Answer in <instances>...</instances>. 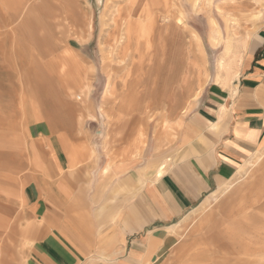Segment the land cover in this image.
I'll list each match as a JSON object with an SVG mask.
<instances>
[{
	"label": "rangeland",
	"instance_id": "obj_1",
	"mask_svg": "<svg viewBox=\"0 0 264 264\" xmlns=\"http://www.w3.org/2000/svg\"><path fill=\"white\" fill-rule=\"evenodd\" d=\"M37 2L0 0V264L16 221L22 247L30 243L36 217L23 192L29 199L38 194L43 208L72 228L79 264H264V144L233 165L196 208L171 222H148L152 191L161 197L156 169L173 173L188 149L207 142L190 129L219 105H208V114L206 93L216 95L215 103L228 94L234 100L242 64L264 60V0H166L161 13L171 21L159 23L150 47L132 62L110 49L126 0H76L83 29L69 20L50 28ZM51 5L61 20L66 13L58 2ZM222 56L236 59L226 79ZM66 58L80 65L61 64ZM246 161L254 166L239 172ZM127 219L134 228L124 236ZM108 237L125 249L106 255L111 243H99Z\"/></svg>",
	"mask_w": 264,
	"mask_h": 264
},
{
	"label": "crops",
	"instance_id": "obj_2",
	"mask_svg": "<svg viewBox=\"0 0 264 264\" xmlns=\"http://www.w3.org/2000/svg\"><path fill=\"white\" fill-rule=\"evenodd\" d=\"M249 63L247 60V64H242L245 69L244 75L240 77L242 84L240 80L238 97L231 99L232 103L230 99H226L229 94L227 97H220L222 102L215 103L219 101L214 99L216 95L213 92L206 93L205 99L209 104L205 105L204 110L208 114V105L219 104L221 107L214 106L211 117L204 118L205 122H200V125L192 126L190 123V129L197 132L204 142L206 138L207 142L193 146L191 151L188 149L189 156L181 162L182 167L176 168L173 173L167 172L157 177L155 187L161 197L152 191V216L148 222H171L185 211L196 208L203 195L212 191L218 182L230 174L233 165L242 162L249 154L263 146L264 60H258L256 64ZM183 164L186 165L185 168ZM214 167H218V171L212 174ZM35 192L39 193L38 189ZM23 193L21 197H24L27 203L33 204L32 217H36V221L30 226V243L28 247H22V223L16 221L13 238H6V260L2 261V264H79V250L71 243L76 240V235L73 234L72 239L69 236V232L72 234V228L67 229L68 225L61 223L56 218L58 216L44 209L38 194H31L29 199V196L27 195V198ZM123 224V235L126 236L125 234H129L126 231H132L134 228V222L127 219ZM90 225L92 224H88ZM19 228L20 231L17 230ZM89 229L93 231L91 227ZM90 234L91 232H85L84 238L92 242ZM66 240L70 241L66 243ZM80 240L79 235L76 242ZM108 242L111 247L106 255L114 256L125 249L122 244L115 246L111 237L102 239L99 244H109Z\"/></svg>",
	"mask_w": 264,
	"mask_h": 264
},
{
	"label": "bare ground",
	"instance_id": "obj_3",
	"mask_svg": "<svg viewBox=\"0 0 264 264\" xmlns=\"http://www.w3.org/2000/svg\"><path fill=\"white\" fill-rule=\"evenodd\" d=\"M9 1V0H8ZM11 1V0H10ZM20 1V0H19ZM22 1V0H21ZM56 2H58L59 5H57L59 8H61L63 10V13H66L64 14V16H61V20L60 19H55L53 17V9H52V5H51V0H38L37 4L35 5L36 7V11H37V15L41 16V15H44L45 19H48L49 21L46 23L47 26H49L50 28L52 27V25H54V27L56 26H62L64 25L65 21L69 20V24L71 26H76V27H80L82 25L81 23V19L82 18V11L80 10L79 8V5L78 3L76 2V0H54ZM164 3H163V2ZM127 2V7H126V15L124 16V20L122 22L123 24V27L121 29V33L119 35H116L117 33L115 32V37L113 38V42L112 44L110 45V49H111V52H113V54L118 57V58H121L122 61H124V59L127 57L131 62L135 59L134 58V54L138 53V57H140V54L142 52V50H146L148 48V46L150 47V45L152 44V40H150L151 36H154L156 33H158V30H160V22H166L168 23L169 21H171V18L169 15L167 14H164V13H161V8H163V4L166 3V0H126ZM162 2V3H161ZM168 2V1H167ZM62 5V6H61ZM26 7V6H25ZM81 7V6H80ZM113 7V6H112ZM29 8V7H27ZM116 8V7H115ZM33 9V8H32ZM31 9V12H33V10ZM167 10V8H165ZM21 11V10H20ZM24 11V10H23ZM59 12V11H58ZM18 14V13H17ZM115 14V13H114ZM26 15V14H24ZM31 15V14H30ZM84 15V14H83ZM59 16V15H57ZM21 17V16H20ZM19 17V18H20ZM28 17V16H27ZM39 18V17H38ZM18 19V18H17ZM22 19V18H21ZM50 19L54 20L53 21H50ZM116 19V18H115ZM23 20V19H22ZM65 20V21H64ZM113 21V20H112ZM176 21L177 23H182V19L180 17H176ZM9 22V21H8ZM38 23V22H37ZM39 24V23H38ZM42 26V25H41ZM46 26V27H47ZM68 26V24H67ZM115 26V25H114ZM39 27V25H38ZM53 27V28H54ZM58 28V27H57ZM83 29V27H80ZM76 29V28H75ZM74 29V30H75ZM113 29V27H112ZM50 30V29H49ZM119 30V29H118ZM52 31V29H51ZM112 31L114 30H111V33ZM116 31V30H115ZM155 32V33H154ZM233 32V31H232ZM110 33V35H111ZM235 33V32H234ZM109 36V34H108ZM113 36V34L111 35ZM45 38L44 36L39 38L38 40V43H42L45 41ZM110 39V38H109ZM108 39V40H109ZM47 42V41H46ZM109 42V41H108ZM188 43V41H187ZM150 49V48H149ZM229 49V48H228ZM232 50V49H231ZM148 51V50H147ZM229 51V50H228ZM145 52V51H144ZM107 54V53H106ZM143 54V53H142ZM227 54V53H226ZM225 54V55H226ZM223 55V54H222ZM228 55V54H227ZM56 57V56H55ZM144 57V56H143ZM42 60V58H40ZM39 59V60H40ZM68 58L64 59L65 62H62L61 64H79L76 62V60L74 58H69V62H66L68 61L67 60ZM133 59V60H132ZM143 59V58H142ZM59 62L61 61L60 59H58ZM136 60V59H135ZM134 60V61H135ZM55 62L53 63H56V60L54 59ZM79 61V60H78ZM137 61V60H136ZM143 61V60H142ZM235 57H224L222 56L220 59H219V62H218V66H219V69L221 70L222 72V76L221 78L223 79H226L228 78V76L230 75V72L235 64ZM40 63V62H39ZM82 63V62H81ZM136 63V62H135ZM60 64V63H59ZM80 65V64H79ZM78 65V66H79ZM67 67V65H66ZM70 67V66H69ZM77 67V66H76ZM80 68L82 66H79ZM73 68L74 65H73ZM75 70V69H74ZM79 70V69H78ZM64 71V70H63ZM72 72V71H71ZM77 72V70H76ZM80 72V71H78ZM65 73V71H64ZM75 73V72H73ZM60 74V73H59ZM78 74V73H77ZM63 75V74H62ZM66 75V74H65ZM76 75V74H75ZM79 77V75H78ZM62 78L65 79V77L63 76ZM69 78V77H67ZM232 78V77H231ZM72 79V78H71ZM75 79V77H74ZM77 79V78H76ZM67 80V79H66ZM75 81V80H74ZM192 81V80H190ZM189 81V82H190ZM79 82V81H78ZM77 82V83H78ZM188 82V83H189ZM63 83V82H62ZM191 83V82H190ZM63 89H64V86H62ZM62 89V90H63ZM66 89V88H65ZM192 89V88H191ZM67 90V89H66ZM61 91V90H60ZM65 91V90H64ZM68 91V90H67ZM69 93H72V89L70 88L69 89ZM127 93V92H126ZM193 96V95H192ZM138 105V104H137ZM171 105V103H170ZM192 105V104H191ZM1 106V105H0ZM139 106V105H138ZM1 111V110H0ZM136 111V110H135ZM164 114V113H163ZM163 116V115H162ZM183 116V115H181ZM183 122V121H182ZM166 125V124H165ZM175 125H178V124H175ZM182 125V124H181ZM212 125V124H211ZM165 127V126H164ZM212 127V126H211ZM190 130V129H189ZM192 130V129H191ZM174 132V131H173ZM200 132V131H199ZM174 135V134H173ZM169 136V135H168ZM167 136V137H168ZM166 137V138H167ZM170 137V136H169ZM171 138V137H170ZM174 138V137H173ZM169 139V138H168ZM194 141V140H192ZM138 142V141H137ZM191 142V141H190ZM134 143V142H133ZM200 143V142H199ZM4 145H6V143H3ZM143 144V143H142ZM201 144V143H200ZM206 144V143H205ZM133 145V144H132ZM141 145V144H140ZM203 145V144H202ZM3 146V145H2ZM1 146V147H2ZM14 148H16V144L13 145ZM207 146V145H206ZM10 148L11 146L8 145L6 146L5 148ZM203 147V146H202ZM13 148V149H14ZM207 148V147H206ZM2 149V148H1ZM17 149V148H16ZM9 151V150H8ZM11 151V150H10ZM16 151V150H15ZM93 151V150H92ZM1 152V151H0ZM18 152V151H17ZM140 152V151H139ZM2 153V152H1ZM0 153V154H1ZM6 153V152H5ZM4 151H3V154H5ZM9 154V152H7ZM6 153V155H7ZM91 154V153H90ZM89 155V154H88ZM86 155L85 156V159H87L86 157L88 156ZM183 156V155H182ZM181 158V157H180ZM179 158V159H180ZM90 160V159H89ZM168 160V159H167ZM164 161V160H163ZM91 162V161H90ZM89 163V162H88ZM249 163V161H246L244 164H242V166L238 169V171L241 173L245 170L248 171V167H252L254 166V164L252 165H247ZM109 166V165H108ZM108 168V167H107ZM147 169V168H146ZM71 170V169H70ZM107 170V169H105ZM104 170V171H105ZM157 171L155 172V175L156 177H159L162 175L163 170H162V167H159L158 169H156ZM116 173V172H115ZM248 173V172H247ZM239 174V173H238ZM164 176V175H163ZM239 176V175H238ZM87 177V176H86ZM139 178V177H138ZM184 178V177H183ZM241 178V177H240ZM65 179V178H64ZM90 180V179H89ZM239 180V179H238ZM240 181V180H239ZM122 182V181H121ZM153 182V181H152ZM151 182V183H152ZM156 182V181H155ZM237 182V181H236ZM76 183V182H75ZM179 183V182H178ZM145 184V182H144ZM234 182L230 183L228 187H223L221 188L220 191H222V193H225V191L231 187V185H233ZM236 184V183H235ZM151 186V185H150ZM141 188V187H139ZM143 189V188H141ZM138 190V189H136ZM237 190V189H236ZM235 193V192H234ZM232 194V193H231ZM81 196V195H80ZM222 201V200H221ZM220 201V202H221ZM142 203V202H141ZM12 204V202H11ZM223 204V203H222ZM14 205V204H13ZM224 205V204H223ZM102 206V205H101ZM223 207V206H222ZM228 207V206H227ZM231 207V206H230ZM232 209V207H231ZM227 210L228 213L232 210ZM134 210V209H132ZM29 211V210H28ZM234 211V210H233ZM28 213V212H27ZM142 213V212H141ZM149 213V212H148ZM191 213H193L191 211ZM232 213V212H231ZM128 214V213H127ZM137 214V213H136ZM233 214V213H232ZM231 214V215H232ZM121 216V215H120ZM207 216V215H206ZM210 216V215H209ZM114 217V216H113ZM112 217V218H113ZM139 217V216H138ZM190 217V214H188L185 218H189ZM205 217V216H204ZM203 217V218H204ZM211 217V216H210ZM209 217V218H210ZM14 218V217H13ZM111 218V219H112ZM144 218V217H143ZM115 219V218H114ZM131 219H133L131 217ZM145 219V218H144ZM206 219V218H205ZM204 219V220H205ZM208 219V218H207ZM206 219V220H207ZM146 220V219H145ZM205 220V221H206ZM109 221V220H108ZM124 221V220H123ZM142 221V220H141ZM185 221V220H184ZM208 221V220H207ZM238 221V220H237ZM82 222V221H81ZM33 223V222H32ZM72 223V222H71ZM108 223V222H107ZM124 223V222H122ZM131 223V222H130ZM142 223V222H141ZM184 223V222H183ZM204 223V222H203ZM96 224V223H95ZM106 224V223H105ZM143 224V223H142ZM126 225V224H125ZM218 225V224H217ZM65 226V225H64ZM102 226V225H101ZM199 226V225H198ZM77 227V226H76ZM79 227V226H78ZM111 227V226H110ZM221 227V225H220ZM219 227V228H220ZM67 229H68V226H67ZM78 229V228H77ZM171 229V227H170ZM61 230V229H60ZM59 230V231H60ZM193 230V229H192ZM191 230V231H192ZM63 231V230H62ZM100 232V231H99ZM123 232V231H122ZM178 233V232H177ZM183 233V232H182ZM181 233V234H182ZM81 234V233H80ZM126 235V234H125ZM83 236V235H82ZM182 236V235H181ZM77 237V236H76ZM85 237V236H83ZM176 237V236H174ZM180 237V236H179ZM79 238V237H78ZM109 238V237H108ZM181 238V237H180ZM69 239V238H68ZM71 239V237H70ZM85 239V238H84ZM87 240V239H85ZM60 241V240H59ZM70 241V240H69ZM81 241V240H80ZM89 241V240H88ZM74 242V240H73ZM71 242V243H73ZM184 242V241H182ZM109 243V242H108ZM63 244V243H62ZM84 244V242H83ZM107 244V243H106ZM110 244V243H109ZM105 245V244H103ZM183 245V244H182ZM79 247V246H78ZM99 250H100V247H99ZM123 250V249H122ZM112 253V252H111ZM115 253V252H114ZM123 253V252H122ZM113 254V253H112ZM111 254V255H112ZM120 255V254H119Z\"/></svg>",
	"mask_w": 264,
	"mask_h": 264
}]
</instances>
